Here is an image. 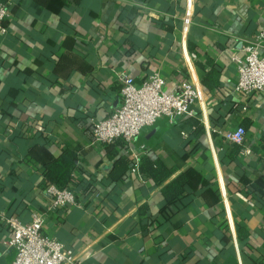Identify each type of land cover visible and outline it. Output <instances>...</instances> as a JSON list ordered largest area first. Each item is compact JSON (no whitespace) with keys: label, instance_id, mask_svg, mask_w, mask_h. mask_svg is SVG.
Returning <instances> with one entry per match:
<instances>
[{"label":"crops","instance_id":"obj_1","mask_svg":"<svg viewBox=\"0 0 264 264\" xmlns=\"http://www.w3.org/2000/svg\"><path fill=\"white\" fill-rule=\"evenodd\" d=\"M1 1L0 212L43 214V233L79 264H264V91H237L232 59L264 32V0ZM155 72L166 92L198 87L193 116L94 143L92 123L121 104L119 77ZM239 126L250 154L224 136ZM73 147L76 203L51 211L45 165ZM146 160L174 172L158 185L140 173ZM184 171L185 191L166 203L163 185ZM11 237L0 220V264L14 259Z\"/></svg>","mask_w":264,"mask_h":264},{"label":"built area","instance_id":"obj_2","mask_svg":"<svg viewBox=\"0 0 264 264\" xmlns=\"http://www.w3.org/2000/svg\"><path fill=\"white\" fill-rule=\"evenodd\" d=\"M6 15L7 6L0 1V34L6 32ZM189 21L190 12L186 11L184 34L188 30ZM263 47L264 32L261 31L252 44L242 47L243 58L237 55L232 58L237 63L236 90L246 96L264 91V53L260 52ZM119 84L121 104L104 119L92 123L94 143H111L116 138H122L130 144L143 126L154 123L160 117L193 116V104L198 97L195 84L183 82L177 89L166 92L165 81L156 72L139 83L131 76L122 74ZM244 135V128L239 126L224 136L240 145L242 154H250L251 150L243 146ZM137 164H133L132 171L136 170ZM46 191L51 198V211L76 203L75 195L68 187L49 184ZM0 220L12 232L7 244L15 250V256L10 264H79L71 251L64 249L60 240L43 233V214H33L29 222H22L17 216L1 211Z\"/></svg>","mask_w":264,"mask_h":264},{"label":"trees","instance_id":"obj_3","mask_svg":"<svg viewBox=\"0 0 264 264\" xmlns=\"http://www.w3.org/2000/svg\"><path fill=\"white\" fill-rule=\"evenodd\" d=\"M213 76L214 74H210L207 78L203 79V84L211 86L210 83ZM120 143L124 144L125 142L120 140ZM239 149L240 147L238 145L235 146V150L238 151ZM78 152V147L66 148L59 156L46 163L45 178L50 184H55L59 187H67L71 180L72 166L78 158ZM128 167L126 159L122 157L117 159L110 172V178L114 181L121 179L128 170ZM139 170L144 177L152 179L158 185L167 180L174 172L172 168H168L161 161L150 162L147 160L142 162ZM190 180L191 175L188 171H184L165 183L161 191L166 203L175 201L185 191Z\"/></svg>","mask_w":264,"mask_h":264}]
</instances>
